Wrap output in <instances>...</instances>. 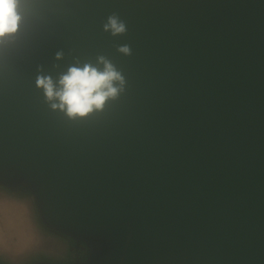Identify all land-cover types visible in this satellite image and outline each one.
<instances>
[{
  "label": "water",
  "instance_id": "1",
  "mask_svg": "<svg viewBox=\"0 0 264 264\" xmlns=\"http://www.w3.org/2000/svg\"><path fill=\"white\" fill-rule=\"evenodd\" d=\"M44 2L0 49V264H264V0ZM100 55L119 98L51 110L37 76Z\"/></svg>",
  "mask_w": 264,
  "mask_h": 264
},
{
  "label": "clouds",
  "instance_id": "2",
  "mask_svg": "<svg viewBox=\"0 0 264 264\" xmlns=\"http://www.w3.org/2000/svg\"><path fill=\"white\" fill-rule=\"evenodd\" d=\"M50 7L44 0H0V49L13 42L22 27L37 18ZM103 30L112 36L124 35L127 25L118 14L109 15ZM121 54L131 55V46L120 45ZM63 52L56 59H63ZM126 78L122 71L106 56L95 62L75 59L65 70L54 77L51 74L37 76L35 86L53 111L62 113L68 120L86 119L102 112L109 102L125 91Z\"/></svg>",
  "mask_w": 264,
  "mask_h": 264
},
{
  "label": "rangeland",
  "instance_id": "3",
  "mask_svg": "<svg viewBox=\"0 0 264 264\" xmlns=\"http://www.w3.org/2000/svg\"><path fill=\"white\" fill-rule=\"evenodd\" d=\"M24 219L25 209L23 207L19 206L18 210L13 211L6 202L0 201V227L4 225L5 230H7L6 226H8L11 230L15 231L14 229L17 226L16 220L20 222ZM22 226L26 230L25 220Z\"/></svg>",
  "mask_w": 264,
  "mask_h": 264
},
{
  "label": "trees",
  "instance_id": "4",
  "mask_svg": "<svg viewBox=\"0 0 264 264\" xmlns=\"http://www.w3.org/2000/svg\"><path fill=\"white\" fill-rule=\"evenodd\" d=\"M8 204V203H7ZM8 206L13 210L16 211L18 210V207H16L15 205H10L8 204ZM18 220V219H17ZM16 220L17 226L15 227V231L11 230L8 226L5 227L4 225H2V227H0V236L8 242L14 243L16 245L20 244L23 239L26 237V230L24 229V227L22 226L24 224V220H21L20 222ZM1 226V225H0Z\"/></svg>",
  "mask_w": 264,
  "mask_h": 264
}]
</instances>
